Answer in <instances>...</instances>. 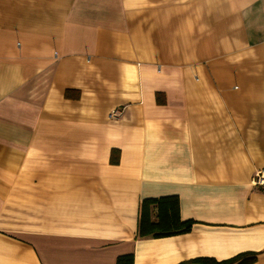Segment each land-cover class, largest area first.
<instances>
[{
	"label": "crops",
	"instance_id": "obj_1",
	"mask_svg": "<svg viewBox=\"0 0 264 264\" xmlns=\"http://www.w3.org/2000/svg\"><path fill=\"white\" fill-rule=\"evenodd\" d=\"M260 172L264 0H0V264H264Z\"/></svg>",
	"mask_w": 264,
	"mask_h": 264
},
{
	"label": "trees",
	"instance_id": "obj_2",
	"mask_svg": "<svg viewBox=\"0 0 264 264\" xmlns=\"http://www.w3.org/2000/svg\"><path fill=\"white\" fill-rule=\"evenodd\" d=\"M112 153L111 164L117 163V158ZM155 210V219L152 220V212ZM192 226V221H181L178 214V199L165 197L147 199L140 203L137 236L139 238H165L187 233ZM132 255L119 257L116 264H132ZM255 261L254 254L238 255L226 261H215L208 258H199L180 264H252Z\"/></svg>",
	"mask_w": 264,
	"mask_h": 264
},
{
	"label": "built area",
	"instance_id": "obj_3",
	"mask_svg": "<svg viewBox=\"0 0 264 264\" xmlns=\"http://www.w3.org/2000/svg\"><path fill=\"white\" fill-rule=\"evenodd\" d=\"M118 115H119V113L117 111H112L108 115V118L109 119H115ZM251 183L253 186L264 187V173L260 172V173L256 174Z\"/></svg>",
	"mask_w": 264,
	"mask_h": 264
}]
</instances>
